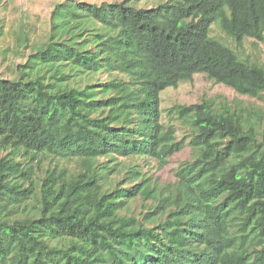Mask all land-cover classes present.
<instances>
[{"label": "trees", "instance_id": "obj_1", "mask_svg": "<svg viewBox=\"0 0 264 264\" xmlns=\"http://www.w3.org/2000/svg\"><path fill=\"white\" fill-rule=\"evenodd\" d=\"M215 23L239 45L264 41V0L58 3L34 76H0V264H264L258 130L208 99L162 119L161 92L197 73L240 95L264 93V67L214 38ZM78 71L108 79L82 84ZM176 116L191 121V135L178 137ZM188 139L194 156L176 169L172 192L150 186L137 166L109 180L108 161L166 165ZM43 157L57 163L36 185L32 161ZM34 193L38 213L12 216L9 205ZM138 196L150 201L139 214Z\"/></svg>", "mask_w": 264, "mask_h": 264}, {"label": "rangeland", "instance_id": "obj_2", "mask_svg": "<svg viewBox=\"0 0 264 264\" xmlns=\"http://www.w3.org/2000/svg\"><path fill=\"white\" fill-rule=\"evenodd\" d=\"M67 0H0V76L10 79H16L23 75L34 76L37 69L40 68V60L37 54L39 49L47 42L50 32L53 30V11L58 3ZM77 2L87 1L101 4L103 2H116L124 0H75ZM140 7L156 6L166 0H126ZM211 35L233 48L241 59L251 63H256L264 67V41H258L255 38H246L241 45L230 38L219 24H213ZM32 55V57H30ZM31 58V63L26 62ZM37 66V67H36ZM61 67V66H60ZM44 69L46 67L43 66ZM22 70V72L20 71ZM61 70L73 73L68 67L63 66ZM74 73H76L74 71ZM108 79L104 72L101 75L93 76L89 72H77L74 77L80 83H97L98 78ZM73 78L70 77V81ZM73 81V80H72ZM203 99L212 100L218 107L227 106L229 109L241 113L247 121L253 125L259 132V138L264 139V93L261 97H250L240 95L232 87L223 83H216L209 79L204 73H197L193 80L184 81L178 87H168L161 92V104L163 108V122L168 124L170 117L168 110L174 105L191 104L202 101ZM174 125L177 128L178 137L182 138L192 133L191 121L174 117ZM181 151L173 155L166 165L152 157L140 155L131 157H121L117 160L108 161V165L114 166L109 180L114 182L124 176H129L128 171L137 166L143 174V178L148 180V184L161 190L162 194L172 192L177 185L175 171L178 166L192 159L194 150L189 144ZM7 149L0 147V158L7 153ZM22 159V155L19 156ZM35 165L33 178L38 185L40 177L43 175L44 168L54 166L57 159L54 157H43L40 162L32 161ZM101 162L107 165L104 157ZM59 165L67 166L73 169L76 162L62 160ZM107 165V166H108ZM128 180V179H126ZM28 184V183H26ZM35 191L38 192L37 186ZM150 201L138 196L132 201L131 209L137 214L146 210ZM39 200L36 194H31L24 199L21 204L9 205L8 211L12 216L24 217L30 214L38 213ZM126 213V210L123 211Z\"/></svg>", "mask_w": 264, "mask_h": 264}]
</instances>
